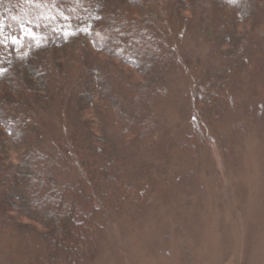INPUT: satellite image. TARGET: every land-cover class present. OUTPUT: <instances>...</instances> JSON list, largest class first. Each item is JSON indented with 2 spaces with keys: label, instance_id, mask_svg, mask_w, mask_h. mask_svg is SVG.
Wrapping results in <instances>:
<instances>
[{
  "label": "trees",
  "instance_id": "trees-1",
  "mask_svg": "<svg viewBox=\"0 0 264 264\" xmlns=\"http://www.w3.org/2000/svg\"><path fill=\"white\" fill-rule=\"evenodd\" d=\"M262 2L0 0V234L12 239L14 264H89L108 223L139 218L152 201L145 194L158 191L154 172L167 177L153 158L132 163L134 151L157 143L150 118L134 115L159 100L172 71L146 40L164 29L211 35L215 62L196 81L195 99L227 108L229 84L264 73ZM61 130L60 146L44 150V138ZM200 143L191 145L199 164ZM66 158L80 178L62 186ZM146 180L154 190L136 194Z\"/></svg>",
  "mask_w": 264,
  "mask_h": 264
},
{
  "label": "rangeland",
  "instance_id": "rangeland-1",
  "mask_svg": "<svg viewBox=\"0 0 264 264\" xmlns=\"http://www.w3.org/2000/svg\"><path fill=\"white\" fill-rule=\"evenodd\" d=\"M262 1L255 23L264 37ZM249 24L241 25L237 38ZM201 32L164 29L161 39L146 40L156 59L172 71L159 100L134 115L150 118L153 126L154 135L140 140L155 138L157 143L147 154L134 151L132 163L160 161L167 178L154 172L152 188L158 191L145 194L151 204H144L139 218L124 222L115 217L108 223L101 249L89 264H264V73L255 80L245 76L233 89L229 84L227 108L196 102V81L215 62L214 41ZM133 75L138 81L146 78L138 71ZM62 131L44 138V150L60 146ZM201 139L199 164L191 145ZM63 165L67 168L57 176L59 184L77 183V165L68 158ZM138 184V195V190H154L151 181ZM10 238L0 234V264H14Z\"/></svg>",
  "mask_w": 264,
  "mask_h": 264
},
{
  "label": "bare ground",
  "instance_id": "bare-ground-1",
  "mask_svg": "<svg viewBox=\"0 0 264 264\" xmlns=\"http://www.w3.org/2000/svg\"><path fill=\"white\" fill-rule=\"evenodd\" d=\"M237 183H238V181H237ZM220 229H218V231H219Z\"/></svg>",
  "mask_w": 264,
  "mask_h": 264
}]
</instances>
